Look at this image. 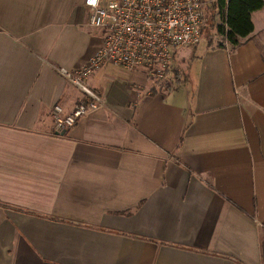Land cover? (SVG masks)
<instances>
[{"label": "crops", "instance_id": "0c3cea01", "mask_svg": "<svg viewBox=\"0 0 264 264\" xmlns=\"http://www.w3.org/2000/svg\"><path fill=\"white\" fill-rule=\"evenodd\" d=\"M88 16L0 0V264H264V6L237 46L176 52L173 88L105 63L103 105L57 132L83 98L57 69L102 42Z\"/></svg>", "mask_w": 264, "mask_h": 264}, {"label": "built area", "instance_id": "2783aa9c", "mask_svg": "<svg viewBox=\"0 0 264 264\" xmlns=\"http://www.w3.org/2000/svg\"><path fill=\"white\" fill-rule=\"evenodd\" d=\"M215 0H83L89 10L88 25L102 36L100 47L86 62L58 72L83 93V98L65 112L55 104L51 110L54 129L72 127L83 115L103 105L100 93L86 78L105 63L128 71L140 69L152 82H163L175 53L194 47L201 40L207 6Z\"/></svg>", "mask_w": 264, "mask_h": 264}, {"label": "trees", "instance_id": "16d2710c", "mask_svg": "<svg viewBox=\"0 0 264 264\" xmlns=\"http://www.w3.org/2000/svg\"><path fill=\"white\" fill-rule=\"evenodd\" d=\"M264 6V0H215L207 6L205 23L201 29V39L208 44L222 46L224 42L231 46H237L241 40L253 31L251 13ZM219 15L220 22L213 25L214 14ZM212 23L216 33L222 36V41L214 42L208 35L209 25ZM205 37V38H204ZM157 83V82H156ZM165 89L173 88L175 82L168 83L166 80L159 82Z\"/></svg>", "mask_w": 264, "mask_h": 264}, {"label": "rangeland", "instance_id": "374dc122", "mask_svg": "<svg viewBox=\"0 0 264 264\" xmlns=\"http://www.w3.org/2000/svg\"><path fill=\"white\" fill-rule=\"evenodd\" d=\"M213 20V25H216L217 23H219L220 22V18H219V15H217L216 13L214 14V18L212 19ZM212 23L209 25V29H210V31H208V35H210V40H212L213 41V43L214 42H217V41H220V40H222V36H220L219 34H217L216 33V28H214L213 27V25H212ZM90 27V26H89ZM91 28V30H93V31H96L97 29H95V28H93V27H90ZM205 38V37H204ZM203 40H205V39H203ZM192 47H182V48H179L178 50H177V52L178 53H180V52H183V51H185V50H187V49H191ZM179 56V55H178ZM175 70V69H174ZM172 75V73L171 72H169L168 74H167V78L169 77L170 78V76ZM166 78V79H167ZM155 84H156V88H158V90H165V86H164V84L163 85H161V86H158V83L159 82H154Z\"/></svg>", "mask_w": 264, "mask_h": 264}, {"label": "water", "instance_id": "95a60500", "mask_svg": "<svg viewBox=\"0 0 264 264\" xmlns=\"http://www.w3.org/2000/svg\"><path fill=\"white\" fill-rule=\"evenodd\" d=\"M64 132V130H62V133Z\"/></svg>", "mask_w": 264, "mask_h": 264}]
</instances>
